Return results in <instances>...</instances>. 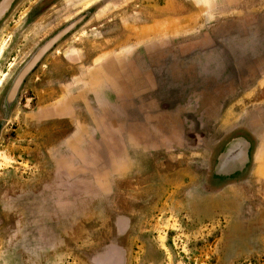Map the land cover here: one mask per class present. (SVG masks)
I'll return each instance as SVG.
<instances>
[{
    "label": "rangeland",
    "instance_id": "1",
    "mask_svg": "<svg viewBox=\"0 0 264 264\" xmlns=\"http://www.w3.org/2000/svg\"><path fill=\"white\" fill-rule=\"evenodd\" d=\"M180 1L179 11L116 9L113 21L99 28L103 32L80 23L66 36L67 47L58 43L30 75L3 125L0 111V264H264V168L250 163L242 175L216 183L212 160L223 145L213 142L219 136L190 137L188 128L185 135L176 128L206 126L228 90L257 79V40L234 36L233 22L241 9L244 20L264 15V3L234 8L223 0L211 12L219 23L175 40L178 46L230 30L228 47L185 60L168 48L163 55L135 48L129 88L117 82L106 88L101 73L87 70L97 52L157 36L145 27L161 17L178 11L180 26L197 21L202 8ZM132 10L136 16L120 18ZM91 11L82 12L87 20ZM62 14L51 25L45 10L24 52L10 53L11 40L0 37V101L29 53L81 15L66 23ZM81 50L84 57L73 56ZM65 96L74 99L77 116L42 119L38 111ZM80 96L85 104L75 100ZM254 107L248 122L260 114L264 128V105ZM205 139L214 145L206 151Z\"/></svg>",
    "mask_w": 264,
    "mask_h": 264
},
{
    "label": "crops",
    "instance_id": "2",
    "mask_svg": "<svg viewBox=\"0 0 264 264\" xmlns=\"http://www.w3.org/2000/svg\"><path fill=\"white\" fill-rule=\"evenodd\" d=\"M187 1V7L190 5H197L198 7L202 8V11H200V14L198 16L197 21L190 23H186L180 26L179 21L177 20L179 18L180 13L178 12L179 8L184 7L182 1L180 0H62L58 2L55 5L50 6L49 8V15L48 18H52L49 20V24H59L55 20V15L57 13L60 14V12L64 11V15L62 14L63 22H68L72 16H77V14H81L79 16L82 17L81 23L85 22H91V29H95L97 32L102 31L99 28H102L103 26L107 25L108 23L112 22L114 17H111L114 13H116V9L120 8H128L132 9L134 7L138 8H161V9H177L178 11H175L178 13L176 16H164L161 17V23L160 24H154L152 28L145 27L147 32L150 33H157V36L154 38L149 36H145L144 38H135L133 40H129L127 42H124L122 45L118 47L113 48H107L104 51L97 52V54L91 59L92 62L90 64V67L87 68L88 72L91 73V75H94L93 73H101L104 77L103 82L107 88L113 87L114 83H122L120 84L121 88H129V79L126 78V73L130 72V59H133V53L135 48H140L144 51L145 54L151 55L153 53L163 55L162 51H165V49H170L171 52H176V58L185 60L192 56L196 52H205L210 49L216 48V46H224L225 45V38H231V31L228 30L224 31L217 36L216 34H210L207 32V34L203 37V39L196 40V41H190L187 40L183 42L180 45H176V41H178V38L181 35H185L194 31H197L201 29L204 26H209L210 24L219 23L220 20L217 19L219 17H212L211 13L213 11V8H220L223 7V0H186ZM214 2V4H213ZM227 6H231L234 8H254L257 7L260 2L264 3V0H252L249 2L248 0H225ZM59 8V9H58ZM92 9L91 14H89L90 18L87 20V13H83L84 11L88 9ZM135 9V8H134ZM74 12V13H73ZM78 12V13H77ZM45 13V12H43ZM137 13V11H128L121 12L119 14L120 18L124 16H133ZM263 12L258 13L256 17H251L247 20L243 19V10L241 9L240 12H238L234 19L235 29L236 33L234 36H236L238 39L242 38H253L256 39V45L258 47L257 49V55L258 58L261 61L259 75L257 79H250L245 86L231 88L228 90L224 96L222 97V105H219L218 107V115L214 121H210L206 126H199L198 122H194V126L190 124H185L183 128L176 126L181 132V134H186V130L184 128H188L187 134L190 137L191 135L195 136H201L204 137L206 135L212 136V135H218L219 137L213 144L217 145L222 142V144L229 141L227 138L232 133H237L240 136H242L244 139L249 141V154H250V161L249 164L253 165L252 167H263L264 168V128L258 126V118L260 119V114H258L256 117L257 119L250 120V123L248 122L247 113L249 111H253L257 109L254 107V105H264V28H260V26L264 27V15ZM127 14V15H126ZM248 14V13H247ZM139 15H141L139 13ZM217 15V13H216ZM40 15L37 16V18ZM65 16V17H63ZM78 16V17H79ZM136 16V15H135ZM138 16V15H137ZM176 17V18H175ZM69 18V19H68ZM77 18V17H76ZM175 18V20H174ZM123 20V19H122ZM59 22V21H58ZM61 22V20H60ZM211 22V23H210ZM208 28V27H207ZM252 28V29H251ZM140 30V29H139ZM209 30V29H208ZM96 32V33H97ZM103 32V31H102ZM109 33V32H108ZM103 37V35H102ZM107 39H110L109 34H107ZM98 41V40H96ZM97 43V42H96ZM67 42L64 45L63 48L67 47ZM91 46H95V42L91 43ZM175 49H172L176 47ZM229 44L225 45V47H228ZM239 47V44L234 46ZM95 48V47H93ZM169 50V51H170ZM67 57H69V53L67 50L66 53ZM79 55H76L74 53L73 56L77 57H84V51H78ZM72 55V53H70ZM77 57V59L79 58ZM96 57V58H95ZM70 58V57H69ZM259 64V63H258ZM257 67V65H256ZM118 73H121V78L117 80H113L114 76H116ZM188 74V72H187ZM194 75L193 73H191ZM119 76V75H118ZM239 76L240 82L241 76ZM150 84L156 89V77L153 74H150L149 76ZM235 81H238L237 76L235 77ZM92 84V82H91ZM90 84V85H91ZM189 82L187 81V84L184 85V87L188 86ZM119 86V87H120ZM243 88V90H242ZM242 90V91H241ZM241 91V92H240ZM81 98L82 103H86L85 99L83 97H75V100ZM92 98V96H90ZM89 98V99H90ZM73 98H70L68 96H65L64 98H61L59 102L56 103H50L47 105H44L43 108H41L38 112L41 111L43 114L42 119H52L55 116H60L63 118H74L77 116V109L73 106ZM110 101V98H106V102L108 103ZM77 103V101H76ZM75 103V104H76ZM92 104L91 102H89ZM183 106H181L182 108ZM182 112L185 110V106L183 109H181ZM186 111V110H185ZM184 111V113H185ZM189 115V114H188ZM187 115V116H188ZM184 116V115H183ZM182 116V118H183ZM186 117V116H185ZM184 119V118H183ZM191 130V131H190ZM192 132V133H190ZM195 141V139H194ZM198 141V140H197ZM204 151L210 148L211 140H204Z\"/></svg>",
    "mask_w": 264,
    "mask_h": 264
},
{
    "label": "flooded vegetation",
    "instance_id": "3",
    "mask_svg": "<svg viewBox=\"0 0 264 264\" xmlns=\"http://www.w3.org/2000/svg\"><path fill=\"white\" fill-rule=\"evenodd\" d=\"M60 1L62 0H0V37L1 39L7 37V40H11L12 44L10 45V53L16 54L17 52L23 51L24 49L28 50L29 47L32 46L34 40L33 25H35V22L38 19L37 16L41 15L43 12H45V10L50 8V6L55 5ZM71 22H73V20ZM80 23L81 22L77 23L68 33H70ZM67 24H65L64 26H66ZM64 26L59 28L55 33H53V35H55ZM68 33L58 39L55 43H53V45L46 51V53L37 61L35 66L23 78L15 95L9 98V89L25 63L37 51V49L41 47L53 35L47 37V39H45L34 51H31L29 53V57L27 59L22 61L16 74L11 79L10 84L3 93L0 101V111L3 115V121H1L2 125L3 123H5L4 119L7 118L10 105L14 104L17 99H19L24 85L28 81L30 75L41 64L43 58L51 50H53L58 43L63 40L65 41ZM42 95L44 98L50 95V89L44 90ZM227 139L229 141H227L226 143L224 141L220 151L212 160V178L216 180L214 181L216 183H221L223 181L229 180L236 175H242L250 161L249 141H247L237 133L230 134Z\"/></svg>",
    "mask_w": 264,
    "mask_h": 264
},
{
    "label": "water",
    "instance_id": "4",
    "mask_svg": "<svg viewBox=\"0 0 264 264\" xmlns=\"http://www.w3.org/2000/svg\"><path fill=\"white\" fill-rule=\"evenodd\" d=\"M82 20V17L79 16L70 22L66 26H64L61 30H59L55 35L49 38L41 47L37 49V51L30 57V59L25 63L21 71L19 72L16 79L13 81L10 89H9V98L13 97L18 90L20 83L26 74L35 66L37 61L46 53V51L62 36L67 34L77 23Z\"/></svg>",
    "mask_w": 264,
    "mask_h": 264
}]
</instances>
